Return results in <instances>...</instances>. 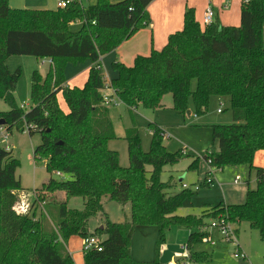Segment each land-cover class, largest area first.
Here are the masks:
<instances>
[{
    "label": "trees",
    "instance_id": "obj_1",
    "mask_svg": "<svg viewBox=\"0 0 264 264\" xmlns=\"http://www.w3.org/2000/svg\"><path fill=\"white\" fill-rule=\"evenodd\" d=\"M154 1L97 0L96 5L84 7L80 0H72L57 11H37L14 10L9 0H0V99L10 108L0 113V120H5L9 134L13 129L27 131L30 136L40 134L42 143L34 150L35 161L46 163L49 174L60 172L69 177L59 181L50 178L36 190L39 193L29 212L19 214L15 207L24 191L17 178L20 161L0 146V264H75L67 248L69 240L103 235L107 238L102 240V251L84 253V264H164L160 256L166 233L181 225L197 229L190 232L186 244L189 255L182 260L191 264L213 259V254L194 251L209 235L204 217L176 215L195 193H172V184L161 180L164 168L179 163L185 155L169 152L158 128L153 129L148 152L142 150L138 130H127L128 168L121 167L118 152L108 148L116 135L110 107L104 105L106 80L101 59L151 25L147 9ZM74 22L82 23L78 33L69 28ZM263 27L264 0H243L237 27L224 26L218 19L202 27L195 10L188 8L183 29L171 34L161 50L138 55L131 67L113 62L116 76L109 83L129 110L159 108L164 96L171 94L178 113L188 112L190 99L197 112L204 113L213 96L228 98L233 123L212 126L219 151L208 150L203 158L197 157L190 170L202 160L219 168L254 169L258 189L248 191L246 202H222L214 206L209 217L226 216L235 224L247 222L260 232L262 240L264 169L254 165V158L256 152L264 150ZM12 56L52 60L46 77L38 71L33 73L29 110L16 103L22 72L9 70L7 61ZM86 61L93 66L84 86L67 87V66ZM194 82L196 89L192 90ZM59 94L67 112L61 108ZM59 193L64 196L62 200L56 197ZM104 197L130 205L131 218L124 223L107 219L103 228L90 233L89 222L104 211ZM74 198L84 200L83 210L69 208ZM139 226L159 229L156 258L151 262L132 256V241Z\"/></svg>",
    "mask_w": 264,
    "mask_h": 264
},
{
    "label": "rangeland",
    "instance_id": "obj_2",
    "mask_svg": "<svg viewBox=\"0 0 264 264\" xmlns=\"http://www.w3.org/2000/svg\"><path fill=\"white\" fill-rule=\"evenodd\" d=\"M31 1L34 2V5H29ZM82 1L87 7L97 4V0ZM27 3V5H24L23 0H9V6L14 10H37L35 8L42 6L41 4H44L45 1L27 0ZM55 8H57V1L53 0V2H51V0H49V7L47 9L54 10ZM81 29L82 27L80 29L73 27L71 31L73 33H78ZM144 29L146 28L140 29L125 42L135 39ZM158 39L159 37L157 35L156 43H154L152 35V38H150V47L152 44L153 48L154 44V49H161L163 44H160ZM150 52L151 51H149L148 54ZM131 60L132 61L129 63L130 65H127L125 62L123 63L126 66L131 67L134 65L135 58ZM7 66L11 72H16L19 69L21 70L22 73L15 91V99L19 107L22 108L27 106L25 109L29 110L32 107L31 88L33 73L38 71L43 77H46L52 68L51 61L31 56H12L8 59ZM110 70L111 68L103 69L102 73L105 78L111 76L112 71ZM82 79L81 82L79 81L77 84H82L83 87L85 81L82 83ZM85 80H87V78H85ZM109 83V81H106V84ZM195 89L196 82L192 84V90ZM102 93L104 96H113V91L111 89H105ZM113 98L116 99L114 96ZM58 101L61 108L67 112L68 107L62 94H59ZM221 104H224V111L218 113ZM162 105L163 106L156 109H148L141 106L131 112L121 100L117 105L110 104L108 107H110V118L114 126L116 139L108 142V148L118 152L120 166L128 168L130 166V159L129 144L126 140L127 130L131 128H136L138 130L142 150L148 152L151 148L153 129H160L164 135V146L166 149L171 153L181 152L185 155L179 163L164 168L161 176L162 182L171 183L174 191L177 193H180L183 190L182 183L180 182L182 177H185L184 183L190 186H193L191 184L195 182L202 183V187L199 191L196 192L189 190L195 193L194 196L187 198L184 201L183 206L177 211L176 215L204 217L206 223L204 227L206 230L208 229L210 222L216 219L214 217H209L215 205H219L222 202L226 205L244 204L247 200L248 191L253 193L258 189L256 172L254 169L249 172V168L246 166L239 168H231L229 166L219 168L212 166L211 169L213 173H215L214 184L207 186L203 184L206 177L205 171L207 167H209L206 162L202 160L199 163V170H196V168L190 170V165L197 157L203 158L208 150L215 152L219 151L218 142L214 143L212 126L233 123L231 106L228 98L213 96L210 99L208 110L204 113L197 112L193 100L190 99L188 108V112L191 113L190 115H188V112L186 114H180L173 109L171 94L164 96ZM9 110L10 108L8 104L0 99V113L8 112ZM6 135L8 136L7 138H5ZM41 143L42 140L40 134L30 136L27 131L23 133L17 129H13L12 134L7 132L0 133V146L11 151L12 156L20 161V167L17 170V178L20 179L24 189L23 192H20V207L23 204L31 206L39 193L36 190L41 189L50 178H54L58 181L69 178L64 174H62V178L58 177L56 174L60 172L49 174L46 170V163H37L35 161L34 150L41 145ZM261 153H264V150H260L255 154L254 165L256 167L259 166L258 158ZM147 170L148 172H151L152 167H147ZM149 175L150 173H148V176ZM237 176H241L242 178L239 184L235 183ZM48 196L51 199L54 197L52 194H49ZM56 197L58 200H62L64 196L62 193H59ZM102 203L104 211L89 222L90 233H94L96 229L103 227L107 219L113 223H121L129 220L126 219L125 212L128 213L131 211L130 205L123 206L115 201H111L108 197H104ZM69 208L83 210L84 200L82 198L72 199L69 203ZM51 217L49 218V223L53 226ZM232 225L238 230L237 237L242 252L247 255L246 260L235 259L233 254L234 249L231 246L219 244V246L214 248L210 243H201L194 247V251H197V253L206 252L207 254H213V259L210 258L205 263L194 262L191 264H264V240H262L260 232L257 229H252L247 222H242L240 224L232 223ZM195 230L197 229H190L183 225L174 226L168 230L166 233V242L160 256L162 263L168 264L176 257L173 256L172 253H167V247H170L171 249L175 248L182 252V254H187L188 256L189 251L185 250L184 247L188 242L190 232ZM213 236L216 240L219 238L216 231H214ZM101 238L102 240H105L107 236L103 235ZM158 238L159 229L157 227H137L131 247L133 258L142 262H151L155 260ZM71 239L72 243L70 249L72 252L75 250V253L71 254L75 264H84V252L82 247L83 239L78 236H74ZM217 252L223 254L224 257L222 259H215L214 253ZM180 262H185V260ZM177 263L178 262H176V264Z\"/></svg>",
    "mask_w": 264,
    "mask_h": 264
},
{
    "label": "crops",
    "instance_id": "obj_3",
    "mask_svg": "<svg viewBox=\"0 0 264 264\" xmlns=\"http://www.w3.org/2000/svg\"><path fill=\"white\" fill-rule=\"evenodd\" d=\"M44 1L45 3L41 4L42 6H40L39 8H35L37 9V11H57L59 9L58 3H57V8H55L54 10H48L47 8L49 7V0H44ZM66 1H72V0H66ZM80 1L82 2L84 7H87L85 6L82 0ZM110 1L112 3H115L117 0H110ZM51 2H53V0H51ZM33 3L34 2L31 1L29 5H34ZM242 3H243V0H155L152 4H150V6L147 9L150 15L151 25L147 27L146 29H144L142 32H140V34H138L135 39H132L129 42H125L112 53L102 57L101 59L102 71L105 68L106 69L111 68L110 71H112L111 76H108V78H105V80L110 82L116 76V73L112 69L113 62L118 60L122 63L125 62L127 65H130L129 63L132 61L131 59L136 58L138 55H143V56L150 55L151 52L149 54L148 52L152 51L155 48L154 44H153V48H152V44L150 47V38H152V35H153L154 43H156V37L158 35L159 37L158 42L160 44H163V47H164L167 44L168 39L171 34L179 32L183 29L184 14L188 8L195 10L196 20L201 24L202 27H205L203 19H204V14L209 7H212L214 9L215 19H218L222 25L237 27L241 24ZM23 4L27 5L28 4L27 0H23ZM73 27L80 29L82 27V23L81 22L71 23L69 25L70 30ZM75 31H78V30H75ZM156 47H157V44H156ZM46 60H49V59H46ZM50 61L52 64V60ZM92 66L93 64L90 61H86L85 63L78 64V65L69 64L65 72L66 77H67L66 86L67 87H70V86L71 87H75V86L82 87V84H77V83L79 81L81 82L82 78H83L82 83H84V81L86 82L85 78L88 77L89 70ZM129 111L132 112L133 110H129ZM190 114L191 113L188 112V115ZM258 161H259L258 162L259 166L257 167H261L264 169V153H261L260 157L258 158ZM199 169H200V165L196 168V170H199ZM207 171H208V167L205 171L206 177H207ZM249 172L251 171L249 170ZM184 180H185V177H182L180 179V182L182 183V188H183V184H186L184 183ZM256 181H257V178H256ZM195 184H201V183L195 182L191 185H195ZM171 192L175 194L177 193L174 191V189L171 190ZM125 214H126V219L130 220L131 211H129L128 213L125 212ZM121 223H124V222H121ZM236 231L238 234L237 229ZM71 240H69L67 248L69 252L72 254V253H75V250L72 252L70 249L71 243H72ZM82 244H83V241H82ZM166 250H167V253H172L173 256L187 257V254H182V252H180L179 250L175 248L171 249L170 247L169 248L167 247ZM217 254L219 257L218 259H222L224 257V255L221 254L220 252H217ZM180 255H185V256H180ZM176 257L174 258L172 262L168 264H176V261H175ZM180 261H183V260L181 259ZM180 261H178L177 264H185L187 262V261L185 262H180Z\"/></svg>",
    "mask_w": 264,
    "mask_h": 264
},
{
    "label": "built area",
    "instance_id": "obj_4",
    "mask_svg": "<svg viewBox=\"0 0 264 264\" xmlns=\"http://www.w3.org/2000/svg\"><path fill=\"white\" fill-rule=\"evenodd\" d=\"M70 2L71 1L57 0L59 8H66L70 4ZM244 2L249 3V0H244ZM214 19H215V11L212 7H209L204 14V19H203L204 26L207 27L211 25L214 22ZM263 41H264V27H263ZM105 89H111L110 84H106ZM111 90L113 91V96L116 97V99L113 98V96H104V105L107 107L110 106V104L117 105L118 102L120 101L119 100L120 98L117 96L115 91L113 89ZM23 108L25 109L27 108V106ZM223 108H224V104H221V108L218 110V113H222L224 111ZM1 132L2 133L7 132V130L5 129V126L0 127V133ZM7 137L8 136L6 135L5 138ZM207 164L209 167L207 171V177L205 181L203 182V184L209 186V185L214 184V174L215 173H213L211 169L212 166L210 165V162H208ZM56 175L62 178L61 173H57ZM240 180H241V177L237 176L235 183L238 184ZM201 184H195L193 186H190L188 184H183V189L192 190V191L197 192L201 189L202 187ZM30 209H31V206H27L26 204H23L21 207L18 204L15 207L16 212L19 214H27ZM205 231L209 233V235L204 240L205 243H210L211 246L214 248L219 246V244H222L225 246H231L234 249L233 254H234L235 259H238V260L247 259V255L243 253L241 250L240 242L237 237V231L232 225V222L229 221V219L226 216H221L219 218L212 220L208 226V229H206ZM214 231H216L219 235V238L217 240L214 239V236H213ZM101 243H102V239L97 236H89L87 238H84L83 244H82L83 252L87 253L93 250H97L101 252L102 251ZM184 249L187 250V246H185ZM185 264H190V263L186 262Z\"/></svg>",
    "mask_w": 264,
    "mask_h": 264
},
{
    "label": "water",
    "instance_id": "obj_5",
    "mask_svg": "<svg viewBox=\"0 0 264 264\" xmlns=\"http://www.w3.org/2000/svg\"><path fill=\"white\" fill-rule=\"evenodd\" d=\"M5 125H6L5 120L1 119L0 120V127L5 126ZM101 228H103V227H101ZM214 257H215V259L219 258L217 253L214 254ZM184 258H186V257H176L175 261L178 262V261H180L181 259H184Z\"/></svg>",
    "mask_w": 264,
    "mask_h": 264
}]
</instances>
